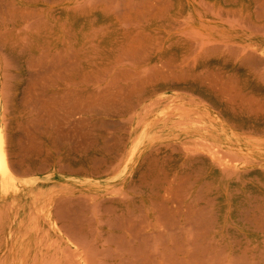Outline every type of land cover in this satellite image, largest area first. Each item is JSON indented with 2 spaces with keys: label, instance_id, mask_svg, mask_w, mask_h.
Segmentation results:
<instances>
[{
  "label": "bare ground",
  "instance_id": "6f19581e",
  "mask_svg": "<svg viewBox=\"0 0 264 264\" xmlns=\"http://www.w3.org/2000/svg\"><path fill=\"white\" fill-rule=\"evenodd\" d=\"M0 22V264H99V254L108 251L98 253L91 241L100 221L91 226L97 201L86 195L93 207L87 227L75 218L78 203H70L84 197L30 187L33 181L16 173L51 166L33 123L4 103L18 96L14 80L29 82L35 73L49 75L52 98L64 105L88 95L85 105L71 101L63 117L51 110L42 117L53 140L68 137L69 124L105 127L107 117H121L122 146L141 128L139 139L159 122L182 126V134L141 152L145 199L118 196L144 210L129 225L148 251L136 264H264V218L253 212L264 206V169L254 174L213 130V123L222 124L253 138L264 128V93L253 85H264V0H0ZM165 90L176 92L171 109L153 118ZM30 96L25 104L32 105ZM115 161L94 160L95 173L108 172ZM228 198L250 204L238 211L224 204Z\"/></svg>",
  "mask_w": 264,
  "mask_h": 264
},
{
  "label": "rangeland",
  "instance_id": "374dc122",
  "mask_svg": "<svg viewBox=\"0 0 264 264\" xmlns=\"http://www.w3.org/2000/svg\"><path fill=\"white\" fill-rule=\"evenodd\" d=\"M0 25L4 26V23L0 22ZM41 74H44V75H41ZM40 75H41V77H40ZM45 75H46L45 73H38V74L35 73L29 82H28V79L25 78V76L14 80V84L20 83L19 88L16 90V92L18 93V96L15 100H13V98H11V99L5 100V102H4L5 106L7 108L12 109V111H14L15 115H17L20 120L27 121L29 123H33V132H35V135H36V143L42 149L45 150L44 152L48 155L47 159L51 162V166L45 170L34 169L33 171L24 172L21 169V170H17L16 173L21 180L25 181V183L27 181H33V183L29 182V183H31V184H29L30 187H37V188L39 187V190L40 189H48V190L53 189V190H56L59 192L65 191L70 196H72V195L80 196L81 195V197H84V198H81V201L76 200V201H73L70 203H72V204L74 203V205L78 203L79 208L77 210L74 209V211H77L76 212L77 215H76V217H75V215H73V216L77 219L80 218L79 220L85 226L88 227V224H91L93 222L94 224L92 223L91 226L94 227L95 226V220L96 219L100 220V221H98L99 223L98 222L96 223V226H98V228L95 226V228H96L94 231L95 235L93 234V238L91 239V241H95L96 244H98V245H96L98 250L103 247L105 249L108 248L106 250L111 251V252L106 251V253H105L104 249L101 252L102 249H100L98 251V253L101 252L100 253L101 256L99 254V261H100L99 264H107V262L109 264H123V263L127 264V261L131 262V263L129 262V264H132V263L136 264L135 262L137 260H142L147 256L148 251H147V246H145V248H144V245H143L144 243L141 241L142 238H137L138 239L137 240L136 238L134 239V237H131L132 232L130 233V231H129L130 230L129 225L132 224L133 220H137V219H139V217L141 218L144 210H142L143 207L138 206V203L119 202L118 196L121 195V193H124V194L127 193V194H131L132 196H135L139 200L145 199L147 187H145L143 184L144 178H145V176H144L145 166L142 167V165H144V163H146V162H144V158H145L146 154L145 155L143 154L141 156V152L144 150H148V151L151 150L153 152V150L155 149L154 147H156L160 142H165V141L167 142L168 139H173L174 137H177L178 135L182 134L183 131L180 128L182 126H180V127L177 126L178 124L176 125L172 121V119H170L169 121H166V122H159L154 126L148 127V129L146 130L147 135L143 139L138 138V136H140L142 131L144 130L143 128H141L140 131L137 133V135L134 136V138L131 137V138L125 139L126 142L122 146L117 142L118 138H119L118 136L123 135L124 129H125L124 123L120 119L121 117H112V118L107 117L105 120H108L107 121L108 124L110 121L109 125H111V120L113 121V123L111 125V130H108V129H110L109 125H107L105 127L104 126L98 127L97 125H95L92 122H87L88 124L85 122V123L81 124L82 126L81 125H74L73 126L72 124H69V125L67 124L68 126H66L65 129H67L66 130V131H68L67 134H69L70 137L68 135V137H65L66 139L64 138L63 140H55V139L53 140L49 136V129H48V126H46V122H47L46 118H42V117H45V114L47 116L48 111L50 112V110H51V112L49 114H52L54 112V113H57L59 116L63 117L67 111L66 109H68L67 106H69V105L71 106L77 100H80L81 105H85L84 103H86V102L88 103V101H87L88 95L83 94L79 97L77 96V98H79V99L74 100V102L71 100L72 104H71V101H69V102L65 101V105H64V102H60V100H62L60 98H59V101H55L52 98L53 95L51 94L52 88L49 87V83H48V82H50V81H48L49 75H47V76H45ZM38 76L41 78V80H40V78H38ZM44 76L47 79V81L45 78H42ZM34 77H36V80ZM42 80H44V81H42ZM36 82L38 83L37 85H36ZM42 82H44V83H42ZM29 83H31L33 85V86L31 85V88H30L32 95L30 93L27 94L25 89H24L25 86ZM38 85H40V86H38ZM253 85L257 89V91L264 93V85L256 86L255 83ZM13 86L15 87L16 85H13ZM36 86H37V88H36ZM42 86H44V87H42ZM33 87H34V89H33ZM45 87H46V90H45ZM38 89H39V91H38ZM50 94H51V96H50ZM174 94H176V92H174L172 90H165L159 94L163 97L160 100L161 101L160 104L158 105L159 111L157 112V114H155L153 116V118H156L157 115H159L161 117L162 116V113L160 112L161 110H163L165 112V111H169L171 109L170 107H171L172 103L170 101L171 99H169V96L174 95ZM23 95H25V96H23ZM22 96L24 99L26 96H30L29 101L32 103V105H30L29 102H28L29 104L28 103L25 104L24 102H26V101L23 100ZM35 96H38V97L42 96V97L37 98ZM49 96L52 100L49 98ZM46 97L48 98V100ZM42 98H45V101H42V100H44ZM22 100H23V102H22ZM34 101L36 103H34ZM51 101L53 102V104L55 106L51 104L52 103ZM49 102H51V103H49ZM41 103H44V104H42V106H44V107L40 106ZM48 103H49V105H47ZM80 103H79V105H80ZM33 104H35L36 106ZM60 105L62 108H60ZM38 106L40 108H38ZM46 106H48L47 108H49V107L50 108L47 110ZM33 107H34V109H33ZM51 107L53 109H51ZM41 108H44V109H42V110H44L42 112H45V113L41 112ZM54 108H55V110H54ZM57 108H59V109H57ZM35 110H36V112H35ZM59 110H60V113H59ZM202 110L203 109H200L201 112H202ZM40 115H41V117H40ZM37 116H38V119H40V120L37 119ZM77 117H78V115L76 116V114H74V116H72L71 120L74 121V119L75 118L77 119ZM114 120H116V122H117V120H119V121L116 123ZM36 123L39 124V126ZM213 124H214L213 130H218V132L215 134L219 135V140L222 141L223 144L226 145L227 147L229 146V148L233 149V151H235L237 153V157L240 156V158L246 159V162H247L246 165L248 164V168L253 170L254 174L258 175V172H260L264 169V128L259 129V131L255 133V136L253 138H248L247 136H244V135L235 136L233 134L234 132H232V130L230 128H228L227 126H223L222 124H216V123H213ZM34 127L37 129L36 131H35ZM68 127H69V129H68ZM70 127H72V128H70ZM74 127L78 128L79 131H77ZM85 128H87L86 132H85V130H86ZM74 129L76 130V132H78L77 134H76ZM82 134H84V136ZM113 136L115 137V142H116V143L114 142L115 144H113V140H114ZM104 137H106L108 140H105L106 138H104ZM109 137L111 138V141H110ZM81 139H83V140H81ZM97 139H98V141H96ZM59 145H61V146H59ZM95 156H97V158ZM100 159L104 160V161L116 160L114 163L115 166H113V168L111 170H109L108 172H104V173L96 172L95 173V171H94V168H95L94 160H100ZM48 176H51L52 180H48L47 179ZM48 185H51V186L53 185V186L50 188H47ZM117 188H119V190ZM262 192L264 193V191H262ZM262 192H260V193L263 194ZM92 194H94L93 196H95V194L97 196H95L93 198ZM86 195L88 196V200L94 199L95 201H97L96 202L97 205L95 204L96 205L95 206L96 207L95 208L96 215H95V218L93 219V221L91 223L88 220H89V217L93 216L92 215V212H93L92 208L93 207L91 208L88 200H85V198H87ZM82 199H83V201H86V203H84L82 201ZM229 199L230 198H228V200L225 201L224 204L231 205V209L234 208V206H235L238 211L243 210L242 206L244 204H246V205L250 204V202H248L247 200L244 201L243 198H241L235 202L229 201ZM246 199H247V197H246ZM82 203H83V205H81ZM87 203H88V207L86 206ZM37 204H38V206H42V201L37 202ZM84 204H86V205H84ZM103 204H104V206H103ZM135 204H137V205H135ZM82 206H84V208ZM111 206L114 209L111 208ZM254 207H257V205ZM253 212H257L258 214H261L264 218V206H261V208H258V207L254 208ZM236 214H237V211L235 213V216H236ZM82 215L85 216L84 217L85 219L82 217ZM138 215H141V216H138ZM248 215L250 216V215H252V213L247 214V216ZM86 216H88V217H86ZM133 217H135V218H133ZM100 218L103 220H101ZM104 218H105V220H104ZM106 218H108V219H106ZM116 219H118V220H116ZM124 219H126V220H124ZM85 220L87 222H85ZM113 220H114V222H113ZM121 221H123L122 224H120ZM126 221L127 222L130 221L131 223L130 222L127 223ZM118 222H119V224H118ZM109 224H111V225H109ZM112 224H114V226H112ZM124 225L127 226L129 229L125 228ZM97 232L101 233V234H98ZM108 233H109V237L106 236V235H108ZM117 233H118V235H117ZM113 235H115V236L113 237ZM120 235H121V237H120ZM132 236H134V235H132ZM125 237L127 238L128 241L125 240L126 239ZM128 237H129V239H128ZM105 238H107L110 242L107 239H106L107 240L106 241ZM121 238H123V239H121ZM130 238H132V239L130 240ZM133 239H134V241H133ZM116 240L117 241L122 240L121 242H123V244L121 242L120 243L118 242L121 245L120 246V245H118L117 242L114 243ZM35 241H36V238H34V241H33V250H36L35 249V246H36ZM140 242H141L140 245L137 244ZM141 245L143 247H141ZM131 247L133 248V250L131 249ZM109 248H111V249H109ZM118 248L121 250H119ZM219 248L220 247H215V249H213V252H217V251H224L225 252L224 247L222 250ZM116 249L118 250V252L116 251ZM134 249H136V250H134ZM88 251H90V250L88 249ZM238 251H243V248L239 249ZM107 252H108V254H107ZM102 253H104V254H102ZM130 253H132V254H130ZM116 254H118V256ZM112 255L113 256L115 255V256L113 257ZM123 256H124V258H125V256L127 257V258H125L126 260L123 258ZM222 256H223V254H221L218 258L220 259ZM134 257H135V259H134ZM121 259L125 260V261L122 262V261H120ZM132 259H133V261H132ZM134 260H135V262H134ZM213 260L217 261V259H213ZM103 261H105V262H103Z\"/></svg>",
  "mask_w": 264,
  "mask_h": 264
}]
</instances>
